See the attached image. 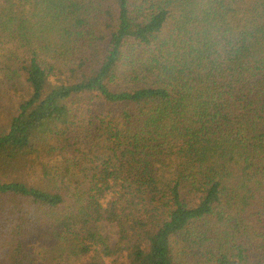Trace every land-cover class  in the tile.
<instances>
[{
  "label": "trees",
  "instance_id": "trees-1",
  "mask_svg": "<svg viewBox=\"0 0 264 264\" xmlns=\"http://www.w3.org/2000/svg\"><path fill=\"white\" fill-rule=\"evenodd\" d=\"M64 257L264 264V0H0V264Z\"/></svg>",
  "mask_w": 264,
  "mask_h": 264
},
{
  "label": "rangeland",
  "instance_id": "rangeland-1",
  "mask_svg": "<svg viewBox=\"0 0 264 264\" xmlns=\"http://www.w3.org/2000/svg\"><path fill=\"white\" fill-rule=\"evenodd\" d=\"M160 176L162 178V181H166V180L168 181V178L170 176V172L163 170V171H161ZM98 230H99L101 236L106 241L107 246L111 250H115L117 248V243H118V230H117V228L113 225L102 223L99 225ZM64 258L66 259L67 264H71V261L67 257H64ZM57 260L58 261L60 260V258H58V256H57ZM49 262L53 263L54 262L53 258H51L49 260Z\"/></svg>",
  "mask_w": 264,
  "mask_h": 264
}]
</instances>
